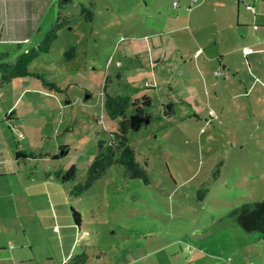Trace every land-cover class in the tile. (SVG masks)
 Returning a JSON list of instances; mask_svg holds the SVG:
<instances>
[{"label": "rangeland", "instance_id": "1", "mask_svg": "<svg viewBox=\"0 0 264 264\" xmlns=\"http://www.w3.org/2000/svg\"><path fill=\"white\" fill-rule=\"evenodd\" d=\"M58 2L50 13L55 19ZM64 4L68 23L50 50L30 64L42 76L32 78L39 86L36 105L32 101L28 128L23 127L27 116L19 118L17 133L24 149L34 153L23 159V167L46 180L53 199L62 198L59 219L72 222L77 238L73 209L80 213L79 227L89 235L76 244L95 251L89 264H264V233L247 231L231 213L244 202L264 198V0ZM82 4L93 8L92 20L81 14ZM151 12L165 19L180 12V25H188L163 32L159 18L147 22L158 20L161 27L144 24ZM160 38H174L188 48L167 47L168 64H157L166 66L157 73L145 59ZM196 40L206 47L195 58L206 64L204 72L193 62L185 68L180 59L182 53L195 56ZM71 46L74 56L68 57ZM226 50L228 67L212 66L213 59L219 62L212 55ZM172 63L178 72L173 81L168 77ZM153 77L156 85L166 87L164 96L148 87ZM43 79L60 88H50ZM145 93L152 98L145 107L152 119L128 129L127 138L138 159L147 161L149 181L130 177L123 165L113 163L86 189L76 190L86 182L100 142L108 144L124 117L107 114L106 94L142 98ZM172 104L175 111L169 113ZM131 112L129 107L125 113ZM72 167L75 176L63 181Z\"/></svg>", "mask_w": 264, "mask_h": 264}, {"label": "crops", "instance_id": "2", "mask_svg": "<svg viewBox=\"0 0 264 264\" xmlns=\"http://www.w3.org/2000/svg\"><path fill=\"white\" fill-rule=\"evenodd\" d=\"M143 1L145 5H148V0ZM53 3L54 0H0V51L15 53L14 48L17 42H26L31 45L35 41H40L44 32L51 27L55 20L54 16H50V13L53 12ZM150 17L161 19V22L164 23L162 24L163 32L180 30L182 26L188 25V22L180 25L182 21L180 12L166 18L171 21V25L168 26L167 20L155 12L145 15L144 24L152 23L161 27L158 20L153 19L154 23L147 22ZM159 29H156L158 30L156 33H160ZM144 38L146 42L147 37ZM196 43L200 46L196 49L198 51L195 52V56L187 57L185 53H182L180 59L186 66L189 62H193L196 70L200 69L204 72L203 66L206 67V64L195 60V58L206 47L199 41ZM149 45L150 48L155 47L153 46L155 44ZM167 47L172 48L173 51L181 52L188 48L185 43H176L174 38L172 42L166 38H160V42L156 44V48L151 53L152 56L148 54L145 59L150 66L148 68L152 67V70L157 73L166 68L168 64V60L165 58L168 53ZM236 49L237 47L234 48V50ZM228 51H218L212 55H221L219 62L223 68L228 67L227 61L229 60L225 58ZM224 54L226 55L224 56ZM207 59L209 60L211 57H207ZM163 61L166 62V66L164 67L165 64H163L162 67H158L157 64L161 65ZM213 61H211V65L214 66ZM172 65L173 63L170 66L171 73L168 77L173 81L178 77V72L174 74ZM138 67L140 66L138 65ZM185 68L188 69V66ZM30 70L33 71L31 68ZM32 78L33 75L18 76L8 83H3L0 73V264H64L65 260H68L69 264H89L91 257L95 256V251L89 252L85 246L88 244L82 247L76 244L78 239L82 237L83 241L89 235L88 231L84 230L82 233L79 224L77 238L76 231L72 229V222L59 219L61 212H64L62 198L53 199V191L46 188V180L39 181L37 177L39 173L33 174V168L22 165L23 159L29 157V151L24 149L18 139L17 132L20 128L18 121L22 115H26L23 127L28 128L30 112L34 109L32 101L36 105L34 100L36 96L34 95L39 89L37 81ZM154 79L155 77H153V81H149L148 87H155L153 92H156L158 96H164L166 87L158 86L159 83L156 85ZM168 89L171 91L170 87ZM144 95L149 94L145 93ZM166 97L168 100L170 99L167 95ZM172 108H174V104H172ZM21 109L24 111L21 112ZM170 111L174 113L175 109ZM21 150L23 153L26 151L27 156L17 158V153ZM45 171L47 177L51 175V171H48L49 173ZM56 192L60 193V189H57ZM63 227L64 230H62Z\"/></svg>", "mask_w": 264, "mask_h": 264}, {"label": "trees", "instance_id": "3", "mask_svg": "<svg viewBox=\"0 0 264 264\" xmlns=\"http://www.w3.org/2000/svg\"><path fill=\"white\" fill-rule=\"evenodd\" d=\"M67 1L69 0H59V11L56 19L51 27L44 32L43 38L39 42L35 44L31 43V45L26 42H17L14 48L15 53H11V51H0V73L3 83H8L18 76H42L37 72L31 71L30 64L37 56L50 50L58 36V30L68 23L69 16L62 12L63 7H65L64 3ZM246 6L248 9H255L252 4L247 3ZM80 12L85 16L86 20L90 21L93 19V8L82 4ZM74 50L75 46H71L65 53L68 57H72L74 56ZM243 54L248 55L247 52H244V49ZM216 58L220 61L221 55H218ZM213 62L215 63V67L221 65L220 62ZM43 82L50 88H60L55 82H46L44 79ZM151 104L152 98L149 95H144L142 98H133L127 94H106L104 108L107 114L111 117L122 114L124 117L120 120L119 129L111 132V138L108 144L105 145L100 142L98 152L88 166L86 182L80 183L76 187V190L81 192L86 189L113 163L123 165L128 176L143 178L145 181H149L146 169L147 161L138 159L135 148L128 141L127 131L130 128L139 129L145 122V119L151 117L149 113L145 112V107ZM129 107L132 108V112L127 115L125 112ZM169 113L172 112L170 111ZM26 154V151L23 153V150H21L17 153V158L27 156ZM28 156L34 157V153H29ZM75 170V167H72L67 173L63 174V181L73 178L75 176ZM57 176L60 177L59 174ZM231 213L235 216L237 222L247 231H260L264 233V198L252 202H244L240 206L235 207ZM73 217L75 223L79 225L80 213L75 209H73Z\"/></svg>", "mask_w": 264, "mask_h": 264}, {"label": "built area", "instance_id": "4", "mask_svg": "<svg viewBox=\"0 0 264 264\" xmlns=\"http://www.w3.org/2000/svg\"><path fill=\"white\" fill-rule=\"evenodd\" d=\"M174 3H176V2H174ZM248 50H249V47L245 48V49H244V52L246 53ZM213 64L215 65L214 62H213ZM250 264H254V263H250Z\"/></svg>", "mask_w": 264, "mask_h": 264}, {"label": "water", "instance_id": "5", "mask_svg": "<svg viewBox=\"0 0 264 264\" xmlns=\"http://www.w3.org/2000/svg\"><path fill=\"white\" fill-rule=\"evenodd\" d=\"M148 121H149V118H146V119H145V122H148Z\"/></svg>", "mask_w": 264, "mask_h": 264}]
</instances>
